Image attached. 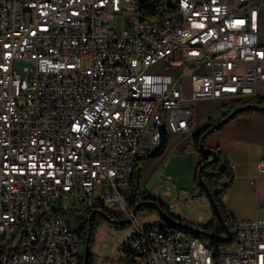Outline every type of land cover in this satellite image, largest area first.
<instances>
[{"label": "built area", "instance_id": "1", "mask_svg": "<svg viewBox=\"0 0 264 264\" xmlns=\"http://www.w3.org/2000/svg\"><path fill=\"white\" fill-rule=\"evenodd\" d=\"M255 2L0 0V264H81L79 233L59 208L131 216L137 158L163 135L189 133L198 101L264 97ZM184 63L194 67L188 95ZM130 218L119 264H264V217H229L233 239L214 247Z\"/></svg>", "mask_w": 264, "mask_h": 264}, {"label": "crops", "instance_id": "2", "mask_svg": "<svg viewBox=\"0 0 264 264\" xmlns=\"http://www.w3.org/2000/svg\"><path fill=\"white\" fill-rule=\"evenodd\" d=\"M198 104L201 106L203 104L205 108L201 107L197 112L194 109L193 129L187 134H169L167 150L186 147L190 142L192 143V134L204 128L213 111L219 107L218 101L215 100H202ZM205 142L209 149H215L221 154L230 168L232 181L220 198L228 218L247 220L264 217V110L230 118L220 129L211 132L205 138ZM161 160L162 158L158 157L145 162L139 180L141 189L148 191L147 183L155 173L158 174ZM167 190L170 192L168 188ZM174 206L175 204L169 210ZM187 206L189 211L185 214L186 218L175 212L172 215L194 225L206 224L210 221V204L204 195L196 193L190 201H187ZM160 224L162 222L159 217L157 225ZM148 225L151 224L142 226ZM132 232L124 241L132 235Z\"/></svg>", "mask_w": 264, "mask_h": 264}, {"label": "trees", "instance_id": "3", "mask_svg": "<svg viewBox=\"0 0 264 264\" xmlns=\"http://www.w3.org/2000/svg\"><path fill=\"white\" fill-rule=\"evenodd\" d=\"M264 106V97H257L254 99L241 100L225 105H220L215 113L218 117L214 120V115L209 117L208 124L192 134V145L195 151L197 152L199 161L196 166V172L194 177L195 190L200 195H204L210 204L211 209V219L206 224H189L185 223L180 218L170 214L168 212V207L161 202L159 199L155 198L148 191L141 189L139 186L140 176L144 167V164L147 160L152 158L161 157L168 143V137L163 135L161 145L158 149L142 153L136 160V163L133 167L130 184L131 191L127 199V205L132 210L137 206L134 217L138 215L139 212L145 210L147 212H158L162 224L157 225L153 223L148 225L151 228H167L173 230H183L192 236L200 239L202 242L208 244L211 247H214L220 243L230 242L233 239V234L231 230V225L228 220V216L225 213L221 202V196L225 190L229 187L232 181V175L230 168L227 165L224 158L217 151L218 159L215 162L207 163L211 159V154L208 152H202L198 149V141L202 134L206 133L207 129L213 125H216L214 130L220 129L223 124L239 114L250 113L252 111L259 110V107ZM237 113L227 116L234 110L239 109ZM222 110V112H220ZM225 119V121H222ZM212 131V132H213ZM207 135V134H206ZM203 165V168L200 172L201 181L198 178L199 167ZM205 189L209 190L211 197L213 198L217 211L215 207L211 204ZM93 210H100L104 212L105 215H101ZM59 214L68 222L69 226L72 229H75L79 233V237L85 243L87 241V250L86 254H83L81 264H93L92 254L89 252V244L93 238V230L98 225L99 222L107 221L116 228L124 229L128 224V220L115 221L114 219H120L122 216L106 208H93V209H63L59 208ZM106 217H109L115 222L108 221ZM89 234L88 240L87 235ZM228 234L230 238L226 239ZM84 243V244H85ZM122 244V243H121ZM84 247V245H83ZM85 251V250H84ZM131 255L128 254L126 258H130Z\"/></svg>", "mask_w": 264, "mask_h": 264}, {"label": "rangeland", "instance_id": "4", "mask_svg": "<svg viewBox=\"0 0 264 264\" xmlns=\"http://www.w3.org/2000/svg\"><path fill=\"white\" fill-rule=\"evenodd\" d=\"M259 6V20H258V40L260 43L264 44V0H256L255 2ZM129 14H124V29L131 33L129 27L131 26L130 20L128 18ZM109 26L113 27L114 22L110 21ZM116 27L121 30V22L117 21ZM162 68L161 64H156L150 67V70L157 71ZM178 82L182 83L184 86V94H189V78L194 72V67L189 64H182L178 67ZM264 92V84L261 85ZM205 101V100H204ZM195 104V111L199 108H205L202 104ZM219 106L221 105L220 102ZM207 106V104H206ZM207 108V107H206ZM218 108V107H217ZM216 108V109H217ZM216 109L213 111L214 120L217 119L218 115L215 113ZM222 112V110L220 111ZM212 115V116H213ZM195 126V125H194ZM207 134L205 138L208 136ZM205 138L203 140L204 146H206ZM208 148V147H207ZM199 161L197 152L193 148L190 142L186 147H175L170 153L169 157H165L162 165L163 168L159 173L155 175L148 181L147 189L151 193L153 190H157L156 198L164 203L174 202L175 206L172 210H168L170 214H179V216L185 217V214L189 211L187 206V201L179 200L175 196L178 193L185 192L191 193L195 190L194 177L196 172V166ZM170 190L169 195L164 194L165 189ZM199 194L198 192H196ZM200 195V194H199ZM175 197V198H174ZM159 212V211H158ZM158 212H147L145 210L138 213L134 219L141 224H153L159 221ZM131 216H122L120 219H114L115 221L128 220ZM185 222H188L185 220ZM133 231L132 219L128 222L126 228H116L107 221L99 222L98 225L93 230V238L89 244V252L92 254L93 264H118L117 259V249L122 242L128 237V235ZM82 245L84 241L81 240Z\"/></svg>", "mask_w": 264, "mask_h": 264}, {"label": "water", "instance_id": "5", "mask_svg": "<svg viewBox=\"0 0 264 264\" xmlns=\"http://www.w3.org/2000/svg\"><path fill=\"white\" fill-rule=\"evenodd\" d=\"M238 110H240V108H239V109H236V110H234V111H232V112L227 116V118L230 117L231 115L237 113ZM259 110H264V106L259 107ZM222 121H225V119H223ZM216 125H217V124H216ZM216 125H213V126L209 127V128L207 129L206 133H204V134H202V135L200 136L199 141H198V149H199L200 151H202V152H208V153L211 154V159H210L209 161H207V163L215 162V161L218 159L217 151H216L215 149H209V148L205 147V146H204V143H203V140H204L206 134H210V133L214 130V128H215ZM202 168H203V165H201V166L199 167V170H198V178L200 179V181H201L200 172H201ZM205 191H206V194H207V196H208V198H209L211 204L215 207V209H216V211H217V207H216V205H215V202H214L213 198L211 197V195H210V193H209V190H208V189H205ZM136 208H137V206L134 207V208L131 210V216H132V218L134 217V213L136 212ZM95 211H97V213H100L101 215H105L104 212H101L100 210H93V211L91 212V214H93ZM106 218H107L108 221L115 222L114 220H111L109 217H106ZM130 220H131V218L128 219V221H130ZM88 237H89V234L87 235V240H88ZM228 238H230V234H228V236H227L226 239H228ZM84 250H85L84 253L86 254V250H87V241H86V243L84 244Z\"/></svg>", "mask_w": 264, "mask_h": 264}]
</instances>
